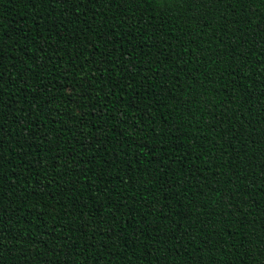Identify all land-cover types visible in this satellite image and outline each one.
I'll list each match as a JSON object with an SVG mask.
<instances>
[{
	"label": "trees",
	"instance_id": "obj_1",
	"mask_svg": "<svg viewBox=\"0 0 264 264\" xmlns=\"http://www.w3.org/2000/svg\"><path fill=\"white\" fill-rule=\"evenodd\" d=\"M0 264H264V0H0Z\"/></svg>",
	"mask_w": 264,
	"mask_h": 264
}]
</instances>
